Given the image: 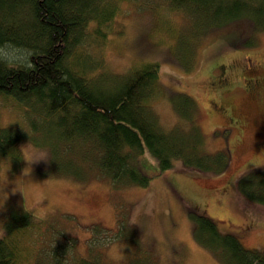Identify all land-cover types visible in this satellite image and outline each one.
<instances>
[{
	"label": "trees",
	"instance_id": "1",
	"mask_svg": "<svg viewBox=\"0 0 264 264\" xmlns=\"http://www.w3.org/2000/svg\"><path fill=\"white\" fill-rule=\"evenodd\" d=\"M126 1L132 9L134 6L152 15H158L161 9L181 12L184 19L176 26L169 19L161 24L167 32L168 26L184 30L188 24L192 29L189 60L183 66L192 64L194 51L198 54L200 47L202 75H193L196 80L173 76L172 80L178 77L180 87L188 81L192 93L196 87L223 93L235 89L239 77L247 89L253 88L257 79L263 81L264 57L248 48L255 40L250 34L264 30V0H153L149 8L142 7L143 0ZM122 2L125 0H0V96L24 104L39 120L35 123L30 119L31 124L25 126H0V157L20 164L18 142L29 139L48 147V162L59 173H79L74 160L62 161L56 149L62 144L74 151V144H79L78 163L92 162L88 166L98 167V174L108 178L111 186H125L148 180L137 161L146 148L158 170L171 167L175 158L184 164L166 180L175 194L173 180L184 179L193 185L199 171H220L227 154L222 150L205 152L197 129L191 132L189 128L190 136L184 137L178 122L172 127L159 123L150 104L164 90L158 61L137 63L123 73H108L94 55L87 59L80 55V47L88 40L101 43L106 32L121 31L120 26L112 28L111 21L116 19ZM91 69L96 70L94 76ZM198 81L200 87L195 84ZM257 91L258 87L254 95ZM190 96L186 99L188 111L194 109ZM89 153L94 155L85 156ZM227 184L217 189L221 197L225 198ZM235 188L244 199L264 204V166L240 174ZM209 192L195 189L185 199L178 196L186 201L196 239L214 249L226 264H264V246L247 248L237 232L221 229L224 221L214 213L219 208H207L215 199ZM214 217L221 224L213 222ZM40 220L25 208L9 211L2 222L6 234L0 238V264H157L149 249L144 250L148 254L128 255L119 261L105 259L102 241L95 233L103 229L107 240L113 232L98 224V230L89 234L88 251L83 255L77 250L75 236L58 232L53 220H42L40 226ZM29 228L36 232L32 237ZM44 237L49 240L47 246ZM145 247L150 248V244Z\"/></svg>",
	"mask_w": 264,
	"mask_h": 264
},
{
	"label": "rangeland",
	"instance_id": "2",
	"mask_svg": "<svg viewBox=\"0 0 264 264\" xmlns=\"http://www.w3.org/2000/svg\"><path fill=\"white\" fill-rule=\"evenodd\" d=\"M152 1L143 0L142 7L147 8ZM115 18L111 21V27L120 26L121 31L116 29V32H106L101 43H91L88 40L78 52L86 56L84 59L94 55L102 61L100 68L108 73H123L137 63L158 61L159 79L164 90L150 104L159 123L163 127H172L178 122L184 137L186 134L190 136L189 128L192 127L191 132L197 129L200 138L202 136L205 152L211 154L222 150L227 154L220 171L203 170L193 177L195 182L192 190L198 189L204 193L212 189V195L210 192L209 194L216 200L212 197L214 202L209 201L207 208L214 205L219 208L218 210L215 207L214 213L218 217L222 216V230L226 231L231 227L240 229V234L236 231L235 233L240 235V242L247 248L264 246V204L244 199L235 188L240 174L252 167L264 166V86L259 103L242 91L232 93L231 103L241 114L244 125L240 140L235 141L234 131L225 129L226 124H220L224 123L222 119L208 114L205 99L199 106L190 96L194 109L188 111L186 99L188 94L193 93L186 85L188 81L182 83L181 88L178 80L189 77L190 80H196L193 75H202L198 63L201 60L198 54L202 49L195 48L198 54L194 51L193 66L191 64L185 68L183 65L189 60V44L193 41L192 29L188 24L184 30H179L178 26L175 29L168 26L170 35L161 25L164 20L169 19L176 26L184 19L181 12L161 9L158 15H152L150 11L135 10L134 6L132 9V5L125 0L120 4ZM89 31L87 28L86 32ZM253 35L254 43L248 49L257 51L264 57V30L254 31L250 37ZM203 38L204 36L201 37L202 40ZM91 72V76H94L96 70L91 69ZM177 75L181 78L171 79ZM30 119L35 123L39 122L37 115L29 112L24 104L11 97L3 99L0 96V126H25L28 122L31 124ZM79 146L74 144L72 151L71 148L67 150L59 144L56 149L59 157L63 158L62 161L74 160L73 166L82 175L75 171L72 172L74 174L63 171L59 173L50 162L41 161L28 165L24 160L25 151L38 156L47 151L50 156L45 144L29 139L18 142L20 164L17 165L15 160L13 164L9 157H0V229L12 208H25L36 217L46 214V219L40 220V226L43 224L42 220H53L54 224H58V232L66 231L75 236L77 250L83 255L88 251L90 232L98 230L97 226L100 225L113 232L107 240V232L104 233L103 229L95 233L97 239L102 241L101 250L108 261H119L128 255L148 254L144 250L149 249L157 264H226L216 255L214 249L196 239L192 233V219L185 207L186 201L182 202L166 184V180L183 167L184 164L179 158L173 159L171 167L158 170L157 164L145 148L138 154L137 161L147 174L148 180L144 183L111 186L108 178L98 174V167L88 166L92 162L76 161L81 160L78 157ZM93 155L94 153L85 154ZM225 184L229 188L224 198L217 189ZM188 192L191 191H186ZM118 218L121 220L118 221ZM132 220L137 224L130 225ZM115 221H118L117 225ZM27 231L31 237L36 234L31 228ZM39 231L41 236L44 235L42 229ZM25 236L28 235L25 233ZM47 239L43 238L46 246L49 241ZM145 244H150V248L145 247Z\"/></svg>",
	"mask_w": 264,
	"mask_h": 264
},
{
	"label": "flooded vegetation",
	"instance_id": "3",
	"mask_svg": "<svg viewBox=\"0 0 264 264\" xmlns=\"http://www.w3.org/2000/svg\"><path fill=\"white\" fill-rule=\"evenodd\" d=\"M260 60L263 59L262 57H259ZM256 69V68H255ZM240 79L237 81L235 89L228 90V92H223L217 91L213 92L211 91L208 87L204 89H198L197 87L195 88V92L191 95V98L196 102V105L200 106V103L203 102L205 99L206 103L208 104V114L210 116L218 117L222 119L224 123L220 124H226L225 129H231L234 131L235 134V141L240 140L241 138V131L243 129V119L241 114L238 112L236 107L232 104L233 102L231 101V95L234 91H242L246 96L255 98L257 102L259 103L260 101L258 100L261 97V90L263 89L264 86V78L261 80L257 79L254 83V87L251 89H247L246 85L243 82V78L239 77ZM205 81V80H204ZM198 87H200V81L195 83ZM203 86V84H202ZM201 86V87H202ZM258 87L257 95H254V90L255 88ZM232 102V103H231ZM261 104V103H260ZM207 106V105H206ZM263 106V105H262ZM223 117V118H222ZM229 153H231V149H227ZM173 188L175 193L180 197L185 199L186 196L188 195L186 191H192V188L194 185H191V183L187 182L184 179H178L176 178L173 180ZM190 202V200L188 201ZM222 217V216H221ZM216 224H221L219 219L214 217L213 219ZM218 221V222H217ZM229 228V226H226ZM229 230H234L240 234L241 230L240 229H233L232 227L229 228Z\"/></svg>",
	"mask_w": 264,
	"mask_h": 264
},
{
	"label": "clouds",
	"instance_id": "4",
	"mask_svg": "<svg viewBox=\"0 0 264 264\" xmlns=\"http://www.w3.org/2000/svg\"><path fill=\"white\" fill-rule=\"evenodd\" d=\"M50 157L47 153V151H45V153L43 155H34L31 153H28L27 151H25V158L24 160L27 162L28 165H31L33 163H39L41 161L47 163L49 161ZM37 198H40L39 196ZM38 219H46V214H41ZM133 224H137L135 220L130 221V225ZM5 229L4 227L2 229H0V238L3 237V235H5Z\"/></svg>",
	"mask_w": 264,
	"mask_h": 264
}]
</instances>
